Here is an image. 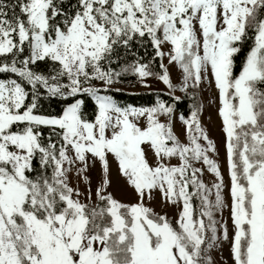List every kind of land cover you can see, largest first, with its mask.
I'll return each mask as SVG.
<instances>
[{
  "label": "snow or ice",
  "instance_id": "6c2138e0",
  "mask_svg": "<svg viewBox=\"0 0 264 264\" xmlns=\"http://www.w3.org/2000/svg\"><path fill=\"white\" fill-rule=\"evenodd\" d=\"M129 77L166 91L121 103ZM225 245L264 264V0H0V264H217Z\"/></svg>",
  "mask_w": 264,
  "mask_h": 264
},
{
  "label": "rangeland",
  "instance_id": "374dc122",
  "mask_svg": "<svg viewBox=\"0 0 264 264\" xmlns=\"http://www.w3.org/2000/svg\"><path fill=\"white\" fill-rule=\"evenodd\" d=\"M166 62V61H165ZM172 77L174 82L177 80L178 73L175 68L171 69ZM151 84V88H144L135 81L129 82L126 84H119L117 87L121 88L122 91L125 92H131V93H139V92H148V91H161L165 89V86L162 83H159L155 80L149 81ZM177 95L183 96L182 93L177 92ZM214 96V93L210 92H204L201 99L204 104L203 113L201 116L202 122L204 123L205 127L207 128L209 135L217 141L218 145H222V134L219 129V121L216 116V112L214 107L210 104L211 98ZM176 130L179 133L180 132V124L179 122L176 123ZM181 139H183V136H181ZM220 160L223 161V149L221 146V155ZM116 177V169L115 165H113V178H114V184L113 187L110 189V191L113 192V194L116 196L117 199L122 200L124 202H134L135 198L134 195L123 187V182L121 181L119 184L115 181ZM93 183L95 184V176L93 177ZM152 207L155 208L157 212L162 211V206L159 203V197L157 196V200L153 201L151 204ZM172 212H169V215H172ZM215 258L217 259V264H224V261H227L228 264H231L230 260L228 259V250L227 245H225L223 250V257H221L218 253H213Z\"/></svg>",
  "mask_w": 264,
  "mask_h": 264
},
{
  "label": "trees",
  "instance_id": "16d2710c",
  "mask_svg": "<svg viewBox=\"0 0 264 264\" xmlns=\"http://www.w3.org/2000/svg\"><path fill=\"white\" fill-rule=\"evenodd\" d=\"M135 81L134 77H129L125 80L124 83H131ZM161 91H148V92H139V93H131V92H125L122 91L120 93H116V97L118 100L121 101V103H130L134 106H151L155 102L156 95L160 93ZM165 99H168V97H164ZM192 101L184 98L182 103L180 104L178 108V112H185L187 114V109L189 105H191Z\"/></svg>",
  "mask_w": 264,
  "mask_h": 264
}]
</instances>
